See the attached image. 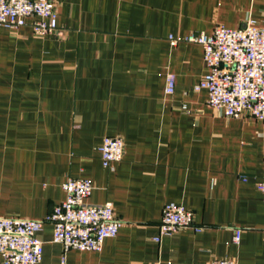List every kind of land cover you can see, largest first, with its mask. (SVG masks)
<instances>
[{"label":"crops","instance_id":"1","mask_svg":"<svg viewBox=\"0 0 264 264\" xmlns=\"http://www.w3.org/2000/svg\"><path fill=\"white\" fill-rule=\"evenodd\" d=\"M54 5L49 35L34 34L32 19L0 26V217L44 219L65 199L68 178L87 179L86 202L111 203L123 226L99 252H64L45 224L39 264H264V123L207 105L194 91L207 73L201 47L183 40L219 24L261 23L264 1ZM105 137L124 142L112 170L100 162ZM167 203L191 211L202 231L159 236Z\"/></svg>","mask_w":264,"mask_h":264},{"label":"built area","instance_id":"2","mask_svg":"<svg viewBox=\"0 0 264 264\" xmlns=\"http://www.w3.org/2000/svg\"><path fill=\"white\" fill-rule=\"evenodd\" d=\"M30 19L34 34L53 33L57 29L54 0H0V26L19 28ZM169 40L173 47L179 41L173 37ZM183 40L201 47L207 73L194 91L206 93L207 105L227 119L250 117L264 123V20L259 23L248 18L242 27L234 29L219 24L210 35L190 33ZM174 91L175 77L168 74L165 92L172 95ZM181 109L186 110V106ZM98 152L103 168L112 170L123 159L124 142L120 137H105ZM62 189L65 199L44 219L0 217L1 264H39L43 254L39 233L45 224L52 226V242L61 245L64 252H99L106 239L117 236L124 223L114 215L113 205L86 202L93 190L89 180L68 178ZM257 189L264 194V182ZM183 229L202 231L194 225L191 211L174 203L165 204L159 236H172ZM239 237L240 230H235L234 242ZM210 264L235 263L215 259Z\"/></svg>","mask_w":264,"mask_h":264}]
</instances>
